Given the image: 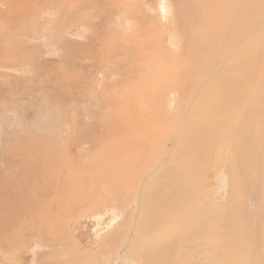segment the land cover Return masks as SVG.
Wrapping results in <instances>:
<instances>
[{"label":"rangeland","instance_id":"obj_1","mask_svg":"<svg viewBox=\"0 0 264 264\" xmlns=\"http://www.w3.org/2000/svg\"><path fill=\"white\" fill-rule=\"evenodd\" d=\"M10 1L0 0V264H144L133 251L141 249L132 245L139 236L147 240L156 234L154 207L143 204L154 182L143 194L139 170L144 168L139 166L132 176V166H124L123 155L145 146L153 125L178 127L189 108L193 109L189 98L196 90L190 82L199 80L203 56L209 54L213 66L231 36L238 39L244 24L251 26L254 18L264 17V11L259 12L264 0H169L172 14L166 19L160 11L163 0ZM219 2L226 5L222 10L217 9ZM231 9L234 11L229 13ZM220 28L232 33L223 38L218 35L219 40L214 41ZM237 58L251 64L250 48ZM226 62L232 65V72L222 68L219 84L205 83L209 90L201 99L212 98L211 109L224 88L237 90L244 80L238 77L243 66H234L231 57ZM259 66L264 69V61L256 68ZM258 76L263 77L264 72ZM249 98L243 107L238 98L233 99L227 111L235 104L239 118L245 121L242 115L249 112ZM220 108L225 109V104ZM251 113L252 131L261 127L264 136V124L254 123L256 116L264 114V107L255 106ZM188 118L180 133L187 128L186 136L197 146V137L189 135L197 125L193 127ZM120 125H126L125 135ZM132 126H136L135 135L129 132ZM157 141L149 143V149L156 150ZM256 148V155L264 160V144ZM221 156L226 160L232 155L224 152ZM185 160L196 169L200 165L190 155ZM111 164L118 170L117 177H129L117 193L99 189L109 181L103 177L109 173L106 165ZM222 165L226 167L225 162ZM236 169L235 178L228 177L229 185L224 188L215 178L218 171L216 175L211 170L206 173L213 189L206 197L215 199L214 214L222 218L219 222L213 215L210 224L217 222L223 234L227 226L235 227L237 233L231 238L238 239L236 243L240 241L244 251L253 250L258 256L261 247L257 242L264 241V202L252 195V179H245ZM95 170L102 175L91 186L87 177ZM191 177L195 180V174ZM232 179H237L240 188L245 180L250 188V192L245 190L247 196H242V190L233 192ZM261 183L264 185V177ZM141 193L144 211L136 207ZM113 207L121 216L110 225L114 216L109 209ZM224 218L231 221L225 225ZM178 242L185 243L184 239ZM244 251L239 250L237 264H245ZM180 252H170L173 264H206L196 257L188 262Z\"/></svg>","mask_w":264,"mask_h":264},{"label":"bare ground","instance_id":"obj_2","mask_svg":"<svg viewBox=\"0 0 264 264\" xmlns=\"http://www.w3.org/2000/svg\"><path fill=\"white\" fill-rule=\"evenodd\" d=\"M243 1L250 3L252 0ZM163 2L164 3L161 4L160 11L162 12L163 18L166 19L168 15L172 14H170L171 3L169 0H163ZM225 6L226 5L224 2H219V7L217 9L222 10L223 8H225ZM162 9H165L166 12H164ZM209 9L210 6H207L206 10ZM233 11L234 9H231L229 10V13H232ZM263 11L264 5L259 8L260 13H262ZM12 15L15 14L13 13ZM223 29L224 28H220L218 29V31H215L216 33L214 41L219 40L217 39L218 35L222 36L223 38L224 34L232 33V31L230 30ZM203 31L205 34V36H203V41L207 42L209 40V37H207L205 29H203ZM222 38H220V40H222ZM230 39L231 40L229 42V45L223 48L221 58L218 61H214V64L216 63L215 65L213 64V66H210L209 54L208 56H203V65L201 66V73L199 75L201 78L199 77V80L191 79V87L197 92L195 91V96L189 98L190 104H188L189 107L193 106V109L195 108V112H190L194 110L189 108L188 114L185 116L184 120L180 121L181 123L179 122L180 124L177 125V128L173 127L171 129V125H168L166 129H163L161 126H158L159 124L152 126V124L146 123V125L148 124L147 126L152 127L150 129L148 127V138L145 141V146L140 145V149L134 147L135 150L132 152H128L127 149L126 154L123 155L126 158L124 166L127 168H130V166H132V176L134 175L133 171H135V169H138L139 166H142L144 168H141L139 170V173L142 174L140 188L143 187V194L146 193L145 189L147 185L151 183L153 184L154 182V185L152 187L153 189H151L148 199H146L145 203L143 204L145 206L146 204H149L147 207H154L152 214L155 222L153 227L156 234L147 240L144 238H140L139 236V238L137 237V240L135 239L136 242L134 240L133 243H135H132L133 248L136 247L138 249H141V251L137 249H133V251H135L140 255V257H142V260L145 261L144 264H160L162 261L163 262L161 264H173L174 258L171 259L170 257L171 251H181V256L188 262L193 261V258L196 257L197 259L204 261L206 264H237L240 258L239 250L244 251L245 248H242L240 241H238L240 246L237 245L238 243H236V241L238 239L236 241L232 239L233 234L237 233V230H234L235 227H231L230 229H228L227 226L225 230L223 229V234L220 231L221 229H217V222H214L213 224L211 222L210 224V219L213 215H217L219 217V222L222 218L220 217V214H214L217 213L215 212L217 210V207L216 210H214L215 199L210 196V192L213 189L209 187V183L207 182L208 180L206 177V173L209 172L208 170H211L212 175H216V172L218 171L215 178L221 181V188H224L229 185L230 176L235 178V175H233V169L237 168V172L242 174L245 179H248L249 177L252 179V181H249L251 186L254 187V190L251 191L252 195H255V198H258V200L259 198H261L264 202V185L261 183V179L264 177V160H262L261 158L262 155L258 154L257 156L255 153L257 150L256 145L260 146L264 144V136L261 133V127H258L255 131H252L251 129V125L253 122L251 110L255 106L264 107V76L261 78L258 76V74L264 72H262V70L264 69L262 66L256 68L257 64L260 61H264V17L260 16L254 18L252 20L251 26H248V24H244L240 30L239 38L235 39L233 35ZM200 43L202 42L199 41V44ZM194 47L196 50H199L198 47L195 46V43ZM248 48H250L252 52L251 64H248L246 61L237 58V56H245ZM229 57H231L234 66H243L242 73L238 75L239 78L244 79L242 81V86L237 90H235L234 86H228L231 87V90H229L228 87L224 88L222 94H219L220 97L215 96V104L211 109L210 106L212 105V98L207 99L206 97V101H204V99H201V96L206 95V91L209 90V87L205 85V83L207 81H209L210 84L214 82L215 87L217 84H219V82L217 83V78L219 79V81H222L220 74H218L221 73L219 71L222 70V68H225L226 73H230V71L232 72V65L226 62ZM248 69L250 70V76L247 73ZM151 75L153 79L154 74ZM151 75H149L148 77H150ZM206 75L208 76V79H202V77ZM161 87L162 85L160 86V88ZM254 92L260 93V96L254 94ZM198 93L200 97L197 96ZM249 95L250 98L247 104L249 112L242 115L246 117L245 121L239 118L237 114L238 108H235V104L233 110L227 111L233 99L236 101V98H238L237 102L240 103V105L243 107L246 104L245 99ZM173 100L174 96L172 97V100L170 102L168 101L169 106L172 105ZM222 103L225 104V109L220 108ZM240 111L241 110H239V112ZM229 114H231L230 118H228ZM190 115L192 118L189 117ZM257 117L258 121L254 123L264 124V114L262 116H256L255 118ZM186 118H188V120H192L193 127L195 123L197 125L189 134L193 135L195 138L197 137V139L199 140L197 146L193 145L190 139L186 136L185 131L187 130V128L182 129V132L184 134L180 133L182 128L181 124L183 121H186ZM204 119L206 122H204ZM169 121L170 120H166V122ZM210 123H212L213 126H211ZM236 124L240 125L242 128L237 129ZM125 127L121 126L120 128L121 130H123L122 133H124V135L128 130L127 127L126 129ZM135 129L136 126H132V131L129 132L135 135ZM238 130L242 131L237 136ZM156 138L159 141H157L155 145L156 150L152 151V149H149V143H153ZM249 140L253 142V145ZM134 145L136 146V142H134ZM196 149L198 150L197 152ZM149 151L152 157L150 156ZM224 152L226 154L229 153L232 156L226 160H223L221 155ZM235 153L238 158H235V155H233ZM188 155L193 157L196 162L200 163V165L198 164L199 167L197 169L193 166H188V163H186L185 159L188 157ZM129 158L130 160L128 161ZM144 161H146L148 165H142ZM222 162L226 163V167L223 165L220 166ZM111 165L112 166L106 165L105 168L109 170V173L103 177V179L109 178V181L103 184V188L99 189H103L105 191L111 190L112 193H117V191L122 189V185L128 182L129 177H117L118 170L115 169L113 164ZM144 165H146V167H144ZM92 172L94 173L87 177L90 181L89 183L91 186L95 182H97L102 175V172L99 170H95ZM244 172L249 176H246ZM191 174H195V180H192V178L194 177H191ZM232 181L234 187L233 192L242 190V196H247L248 192L246 194L245 190L247 189V191L250 192V188H247L248 184L245 185V180L243 179L244 184L241 188L239 187L237 179H232ZM139 192H141L140 189L136 192V194L139 195ZM233 192L231 193V195L232 198H235L233 197L235 195L233 194ZM142 193L141 197L137 199L140 205L136 204V207L139 209H143L142 211H144V207H141ZM208 193L210 195L207 198L206 195ZM215 193L216 192L214 191L212 195H215ZM132 194H134V191L132 192ZM80 201L84 202L86 200L80 199ZM216 203L219 202L217 201ZM109 210L114 216V220L110 223L111 225L117 219H119L118 217L121 216V211L117 207H113ZM103 211L104 210L100 211V215H102ZM241 211H243L242 214H244L245 207L242 208ZM242 216L243 218L245 217V215ZM224 220L225 225L226 222L231 221L230 218H224ZM209 224L213 227L209 228ZM231 224L228 223V225L230 226ZM234 225L237 226L238 224ZM191 226H193V229H190ZM13 229L14 228H12V230ZM206 229L208 230L206 231ZM240 229L238 232L239 234ZM133 236H135V233L132 234V237ZM230 238L231 241H229ZM182 239H184L185 241L183 246L178 242ZM105 242L106 239L104 243ZM262 244H264V241L263 243L260 241L257 242V247H261V251L259 252L258 256L253 250L246 249L248 253L244 251L245 264H264V248L262 247Z\"/></svg>","mask_w":264,"mask_h":264}]
</instances>
